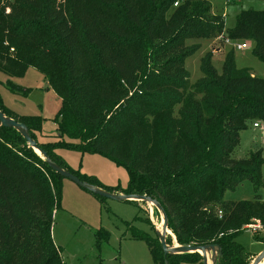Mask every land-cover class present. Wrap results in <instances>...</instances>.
I'll return each mask as SVG.
<instances>
[{
    "label": "trees",
    "instance_id": "obj_1",
    "mask_svg": "<svg viewBox=\"0 0 264 264\" xmlns=\"http://www.w3.org/2000/svg\"><path fill=\"white\" fill-rule=\"evenodd\" d=\"M63 2L64 8L56 0H0V73L18 79L32 68L43 76L60 99V141L39 143L41 118L14 114L1 97L0 112L25 125L47 158L81 182L157 202L178 246H214L221 252L215 264H250L255 256L236 239L252 227L264 232V160L260 153L240 160L231 154L247 126L264 124V77L237 70L233 52L218 75L208 52L203 77L189 87L184 63L199 47L184 43L223 34L252 41L264 65V12L242 11L225 30L207 0ZM7 85L14 95L31 92ZM57 148L100 154L124 167L127 188H103L71 171ZM62 180L16 130L0 126V264H61L51 233ZM246 181L252 201L224 200ZM155 237L133 232L154 264H203L198 253L164 257ZM97 239L107 242L108 235ZM166 244L172 246L169 235Z\"/></svg>",
    "mask_w": 264,
    "mask_h": 264
},
{
    "label": "rangeland",
    "instance_id": "obj_2",
    "mask_svg": "<svg viewBox=\"0 0 264 264\" xmlns=\"http://www.w3.org/2000/svg\"><path fill=\"white\" fill-rule=\"evenodd\" d=\"M207 1L213 11L223 16L225 30L234 27L235 19L242 11L264 12V0ZM64 5L63 0H56V6L64 8ZM9 13L10 9L6 8L5 14ZM222 36L211 40L185 41L187 48L199 47L184 63L189 75V87L203 77L201 62L208 52L212 54L211 65L218 75L222 73L226 54L233 52L237 70L264 77V65L253 55L252 41L229 40L225 34ZM240 45L245 46V50H239L237 47ZM9 79L0 73V97L5 105L22 116L41 118L38 134L43 138L40 142L53 144L60 141L57 138L55 123L60 100L48 87L42 75L29 68L22 78H14V81ZM9 83L16 87L17 93H22L25 88L31 92L25 96L12 95L7 85ZM63 141L68 142L66 139ZM255 153H260L264 160V140L259 131L247 126L246 130L240 133L239 144L233 150L231 158L246 159ZM54 154L68 169L92 178L103 188H127L126 169L100 154L81 153L67 148H57ZM261 175L264 182V165ZM259 196L264 199V189L260 191ZM253 199L252 185L248 181L243 182L233 192L224 194V200L227 202H249ZM156 211L152 205L142 202H118L95 197L69 180L63 179L60 208L54 214L51 233L53 244L60 251L61 264H154L148 247L143 241L134 239L133 232H143L151 239L156 238L155 234L161 233V215ZM99 232L107 233V242L98 243ZM168 233L172 238V246H177L171 233ZM257 235L261 238L264 232L257 231ZM236 242L252 257L264 250H261L264 242L257 240L251 231L240 234Z\"/></svg>",
    "mask_w": 264,
    "mask_h": 264
},
{
    "label": "water",
    "instance_id": "obj_3",
    "mask_svg": "<svg viewBox=\"0 0 264 264\" xmlns=\"http://www.w3.org/2000/svg\"><path fill=\"white\" fill-rule=\"evenodd\" d=\"M0 126L4 128H12L16 130L19 135L26 141L29 148H31L37 155H39L43 160L46 161L47 166L61 178L69 180L70 182L74 183L79 188L83 189L84 191L108 200L118 201V202H142L147 205H152L157 212L161 215V233L156 234L160 246L162 248L163 256L166 257L167 255H180V254H192L198 253L203 258V264H208L207 257L210 255V264H215V259L217 256H220L221 252L217 247L214 246H204V247H197V246H171L169 247L166 244V237L169 235V231L167 229V218L165 213L163 212L162 208L159 204L149 198L144 196H131V195H117L108 193L102 189L94 187L86 182H81L78 178L73 176L72 174L68 173L67 171L62 170L57 165L52 163L46 156V154L41 151L37 144L29 137L28 130L25 125L15 122L14 120L5 117L0 112ZM264 263V250L257 255L251 264H262ZM167 264V262H165Z\"/></svg>",
    "mask_w": 264,
    "mask_h": 264
},
{
    "label": "built area",
    "instance_id": "obj_4",
    "mask_svg": "<svg viewBox=\"0 0 264 264\" xmlns=\"http://www.w3.org/2000/svg\"><path fill=\"white\" fill-rule=\"evenodd\" d=\"M177 4H178V3H175V4L173 5V7H177ZM237 48H238L239 50H245V46H243V45H240V46H238ZM251 128H252L253 130H257V131H259L261 138L264 140V124H262L260 121H254V122L252 123V125H251ZM218 215H220V213H219ZM258 229H259V227H252V228H251V231H252V232H255V231H257Z\"/></svg>",
    "mask_w": 264,
    "mask_h": 264
},
{
    "label": "crops",
    "instance_id": "obj_5",
    "mask_svg": "<svg viewBox=\"0 0 264 264\" xmlns=\"http://www.w3.org/2000/svg\"><path fill=\"white\" fill-rule=\"evenodd\" d=\"M223 37V36H222ZM222 37H220V38H222ZM43 77V76H42ZM9 79V78H8ZM14 78H10L9 80H12V81H14L13 80ZM45 80V79H44ZM47 83V82H46ZM48 85V84H47ZM24 88V87H23ZM25 89H27V88H25ZM13 95V94H12ZM60 100V99H59ZM3 101V100H2ZM3 104H4V106L9 110V111H11V112H13L14 114H16V115H18V116H22V115H20V114H17L14 110H12V109H10L9 107H7L6 105H5V103H4V101H3ZM255 131H257V130H255ZM36 137H37V140H38V142L39 143H42L43 141H41L40 142V140H42V138L43 137H40V135L38 134V133H36ZM260 200H262V201H264V199H261V197H260ZM259 231V230H258ZM261 231V230H260ZM252 232V231H251ZM263 248H264V244H263V247L261 248V250H263ZM261 252V251H260ZM260 252H258V253H256L255 255H253V256H257V255H259L260 254ZM210 255L207 257V260H208V264H210Z\"/></svg>",
    "mask_w": 264,
    "mask_h": 264
}]
</instances>
